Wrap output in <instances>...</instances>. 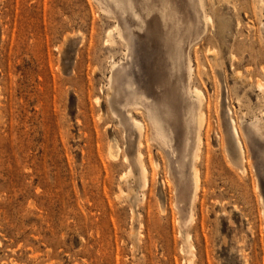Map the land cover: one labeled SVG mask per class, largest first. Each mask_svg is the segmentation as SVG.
Listing matches in <instances>:
<instances>
[{
  "label": "rangeland",
  "instance_id": "1",
  "mask_svg": "<svg viewBox=\"0 0 264 264\" xmlns=\"http://www.w3.org/2000/svg\"><path fill=\"white\" fill-rule=\"evenodd\" d=\"M104 1L0 0V264H264V140L250 127L256 118L264 125L256 89L264 80V3L203 0L210 20H199L203 34L184 44L206 118L201 187L186 229L191 259L177 224L185 214L173 204L191 181L182 148L192 143L193 95L168 78L158 13L145 19L149 30L135 29L128 62L123 44L105 42L117 16ZM174 1L193 31L192 1ZM140 36L159 51L151 60L153 96L142 98L163 119L173 157L150 131L136 135L123 108L133 90L117 93L114 85L106 98L113 62L122 60L145 84ZM173 87L167 105L157 101ZM231 119L245 147L242 162ZM138 151L148 169L145 190L133 165ZM124 156L130 183L122 179Z\"/></svg>",
  "mask_w": 264,
  "mask_h": 264
},
{
  "label": "bare ground",
  "instance_id": "2",
  "mask_svg": "<svg viewBox=\"0 0 264 264\" xmlns=\"http://www.w3.org/2000/svg\"><path fill=\"white\" fill-rule=\"evenodd\" d=\"M190 1H192L195 18H196V22L195 23L192 22L194 25L193 31H190L188 29L190 18H187L186 14L179 12L175 8L174 0H105L104 9L107 13L117 16V24L111 29H109V31L107 32V37H106L107 39L105 42L108 46H110V48L117 44H123L126 51L125 57L129 59L128 62H131L132 60L130 55L132 49V37L136 33L135 29L137 31L138 30L142 31V28L144 26L146 27L145 19L150 17V15L154 11L157 12L159 22H161L160 25H162L164 29V33L161 32L162 33L161 36V33H159L160 31L158 30L159 28L157 27V25L155 28V33H157L161 41L164 42V44L168 48L167 58L170 61L169 70L171 72L168 78L170 79L174 77L176 80L175 83H178L179 80H181L185 93L186 94L191 93L193 95L194 101L190 103V107H189L190 112L195 113L193 132L191 134L192 143L189 145L186 144L185 148H182V155H184V159L182 161L188 160L190 162L191 181L189 184H184V185L182 184L181 193L173 204V206L175 207L181 204V210L185 214V218L182 219L183 221L180 220V218H178L177 224L179 226L181 225V227L183 228V229L181 228L183 232L180 231L179 234L184 238V243L188 249L189 254H191V259H192L193 246L191 244L190 236L186 234V229L188 224L193 218L192 216L193 203L201 187L200 171L197 168V162L200 159V154H201L200 152L202 145L201 133L203 128L205 127L206 118L204 113L202 112L204 95L202 91L196 86L194 87V89H192L193 85L191 84V80L194 75V69L189 56L184 52V44L187 43L188 45H190L192 42L198 40L201 37V35L203 34V30L199 28V20H202L204 24H207L210 20V17L207 15L205 11V4L203 0H190ZM260 2L264 3V0H260ZM215 10L217 9L215 8ZM219 13H221V11ZM132 26H134L135 28L131 29ZM146 29L149 30V27L147 26ZM141 38L142 37L140 36L142 56L144 57L145 60V67H147L148 69L147 79L145 81V84L140 85V81L137 80L134 71L132 70L126 71L128 65L127 67H125L124 64L122 63V60L121 62H113L111 66V76L109 77L106 86V90H107L106 98L108 99L110 97L111 91L114 89V85H116L117 93L123 89L125 92L126 91V89L124 88L125 86L128 87L129 90H133L131 94L132 98L129 99L126 102V104L123 105V108L125 109L127 118L131 123V126L134 129L136 135L139 138L144 136L147 130L150 131L151 140L155 141L163 150L166 149V151H168L173 157L175 151L170 150L171 149L170 143L173 139L171 135H169L163 119L159 116L158 112L154 109L153 105H151L145 99L142 98L145 92L153 96L152 85L154 83L155 74L152 73V69L154 65L151 63V60L152 57H154V55H157V53H159V51L157 49H153V47L155 46L153 45V42L150 39V37H146L147 40L144 42L141 41ZM135 64L136 66H138V63ZM137 71L138 73L140 72L139 67ZM162 83L165 84L164 81H162ZM256 89L260 93V95L264 98V80H259L256 83ZM175 90L176 89L173 87L169 91L164 92L161 98L156 97L157 101L159 100L162 104L167 105L168 104L167 99L169 95ZM138 109L142 111L143 113L142 117L136 116L134 114V112ZM261 115L263 114L261 113ZM145 121L147 123H145ZM174 124L172 128L173 136H174ZM250 127L252 129V134L254 136L264 140V125H261L260 119L256 118L254 122L250 123ZM230 128L233 137L235 138L237 148L240 154V159L242 162L245 160L244 157L245 147L243 145L242 140L240 139L239 129L236 126L235 121L232 119H231ZM108 153H109V157L111 158L117 157L116 152L114 153L113 146H109ZM124 157H125L124 159L125 162L129 163V168L127 172H125L124 175L122 176V179L128 181L132 177L133 167L128 159V156H124ZM238 159L239 158H237V160ZM133 160H134L133 165H135L137 169V174H138L137 178L140 184V189L145 190L149 187V178H148V169L142 160V154L139 151L136 152ZM181 166H182L181 164L177 165L179 174H181L180 172ZM243 168L244 167L242 166V169ZM128 183L130 182L128 181ZM188 262H189L188 264L192 263L191 260H189Z\"/></svg>",
  "mask_w": 264,
  "mask_h": 264
}]
</instances>
